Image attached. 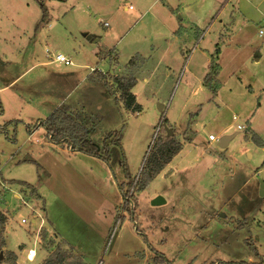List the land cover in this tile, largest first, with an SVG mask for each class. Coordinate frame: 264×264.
Segmentation results:
<instances>
[{
  "label": "rangeland",
  "instance_id": "1",
  "mask_svg": "<svg viewBox=\"0 0 264 264\" xmlns=\"http://www.w3.org/2000/svg\"><path fill=\"white\" fill-rule=\"evenodd\" d=\"M40 6L50 21L37 29ZM263 19L264 0H0V264H41L58 246L80 264H151L154 251L172 264L254 263L249 239L264 261ZM93 70L133 78L140 112L87 80ZM61 105L93 143L121 131L124 158L109 169L28 133ZM168 130L183 149L135 188L130 211L122 161L134 182Z\"/></svg>",
  "mask_w": 264,
  "mask_h": 264
},
{
  "label": "trees",
  "instance_id": "2",
  "mask_svg": "<svg viewBox=\"0 0 264 264\" xmlns=\"http://www.w3.org/2000/svg\"><path fill=\"white\" fill-rule=\"evenodd\" d=\"M43 1V0H42ZM41 8V18L37 24V29L47 25L50 21V15L48 10L43 6ZM98 55V54H97ZM101 58V57H99ZM132 62V61H131ZM219 73V67L216 61L210 64V71L204 78V84L209 89L213 97L216 94L218 87L217 74ZM95 79L104 83V85L112 86L114 89V97L122 105L124 110L138 114L140 112V106L136 102V97L133 95L132 90L136 85L133 78H126L124 76L109 75V73L102 74L101 72H94ZM217 75V76H216ZM97 76H100L99 78ZM107 85V86H108ZM218 89V88H217ZM114 98V99H115ZM163 117V114L161 115ZM193 116V115H192ZM42 128L45 130L46 138L50 145L53 147H66L73 154H80L87 157L98 159L102 161L109 169H112L118 162L119 157H123V150L121 147L122 133L121 131H113L105 135L100 144L93 143L90 140V131L88 126L77 121L66 107H58L46 120L36 121L32 128L27 127L29 134H32L35 130ZM161 128V127H160ZM252 142L257 147H263V142L254 133H251ZM186 143H191V140H185ZM183 144L178 142L174 137H168V131H164V135L160 137L156 143H154L152 150L147 157L141 173L136 177L135 181L130 180L128 167L125 159L122 161V168L124 176L128 181V188L125 190L124 185H120L118 188L122 195L124 207L133 211V192L135 188L138 191L145 190L155 178L172 162L175 156L183 149ZM23 188L31 189L35 193L34 188L24 182H17ZM6 218L0 214V234L4 233L3 227L6 224ZM245 244L248 246L250 252L258 259L257 262H225L215 261L210 264H264L258 250L255 245L251 243V240H247ZM11 258H14L13 254H9ZM12 261V264H15ZM151 264H172L167 258L159 252L154 251V254L150 260ZM41 264H80L75 258L69 257V254H65L62 246H58L57 249L49 255V257Z\"/></svg>",
  "mask_w": 264,
  "mask_h": 264
},
{
  "label": "crops",
  "instance_id": "3",
  "mask_svg": "<svg viewBox=\"0 0 264 264\" xmlns=\"http://www.w3.org/2000/svg\"><path fill=\"white\" fill-rule=\"evenodd\" d=\"M229 0H225V3H227ZM161 2V1H160ZM243 11H244V8L243 9H240L239 10V13H243ZM188 13H189V10H188ZM211 14H215V18H213V20L215 19V20H217V18H219V13H216L215 11H212V13ZM219 14V15H218ZM202 15H205L203 12H202ZM218 15V17H216ZM196 19L197 20H202V19H200L199 18V16H197L196 15ZM220 26L221 27H223L224 25H223V22L221 21L220 22ZM197 27V26H196ZM199 27V26H198ZM202 32H204L203 30H202ZM95 43V42H94ZM97 56V55H96ZM65 57V56H64ZM70 63H71V61L67 58V57H65ZM256 62H260V59H257L256 60ZM53 63H54V65H56V66H64V67H72V63H71V65H65V64H63V63H55V61H53ZM96 71V74H97V70H93L91 73H90V75L87 77V80H90L93 84H95V83H97V84H101V86H103V83H101L100 81H98L97 79H95V74H94V72ZM102 73V72H101ZM102 74H106V73H102ZM98 75V74H97ZM109 75H112V74H110L109 73ZM114 76H118V75H114ZM119 76H121V75H119ZM98 78L100 77V76H97ZM105 86H107V85H105ZM109 86V85H108ZM110 87H112V86H110ZM113 89V88H112ZM113 91H114V89L113 90H111L110 92H108L109 94H111V96L109 97V99H114L115 97H114V95H113ZM107 93V94H108ZM61 106H63V105H61ZM219 145V144H218ZM74 155H78V154H74ZM80 155V154H79Z\"/></svg>",
  "mask_w": 264,
  "mask_h": 264
},
{
  "label": "built area",
  "instance_id": "4",
  "mask_svg": "<svg viewBox=\"0 0 264 264\" xmlns=\"http://www.w3.org/2000/svg\"><path fill=\"white\" fill-rule=\"evenodd\" d=\"M258 30H259L258 31L259 32V36H262L264 34V19L262 20L260 26H258ZM54 61H55V63H63L65 65H71V63L62 55H57L55 57ZM233 120H235V118H233ZM238 129L240 130L241 128H238ZM208 140L210 142H215L216 141V139L213 136H209ZM22 223H24V221H22Z\"/></svg>",
  "mask_w": 264,
  "mask_h": 264
},
{
  "label": "water",
  "instance_id": "5",
  "mask_svg": "<svg viewBox=\"0 0 264 264\" xmlns=\"http://www.w3.org/2000/svg\"><path fill=\"white\" fill-rule=\"evenodd\" d=\"M158 109H159L160 112H162V110H163L162 106H158ZM171 134H172L171 130H168V136H170ZM229 139L230 138L221 139V141L219 142V147L224 149L226 147V142ZM260 195L264 196V184L263 183H261V185H260ZM161 201H163L161 198H157V199L154 200L153 205H156V206L160 205L161 203H163Z\"/></svg>",
  "mask_w": 264,
  "mask_h": 264
},
{
  "label": "bare ground",
  "instance_id": "6",
  "mask_svg": "<svg viewBox=\"0 0 264 264\" xmlns=\"http://www.w3.org/2000/svg\"><path fill=\"white\" fill-rule=\"evenodd\" d=\"M28 256H29V257H28V260H29V261H32V260L34 259V257H35V254H34L33 251H30Z\"/></svg>",
  "mask_w": 264,
  "mask_h": 264
}]
</instances>
